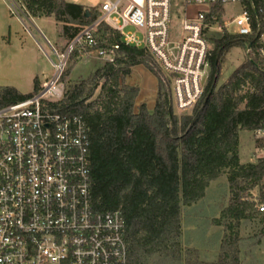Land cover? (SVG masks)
<instances>
[{
  "label": "trees",
  "instance_id": "obj_1",
  "mask_svg": "<svg viewBox=\"0 0 264 264\" xmlns=\"http://www.w3.org/2000/svg\"><path fill=\"white\" fill-rule=\"evenodd\" d=\"M260 2L252 1L253 5ZM22 3L30 16H52L61 23V33L68 39L95 17L92 12L85 17L82 5L66 0ZM251 26L252 33L246 36L227 31L212 34L208 78L189 113H174L163 75L151 55L121 42L105 24L98 27L96 38L108 44L119 42L114 61L98 67L92 81L82 80L65 89L57 110L80 114L87 124L91 203L99 210L121 211L127 264H146L157 253L171 255L178 264H240L241 222L259 217L264 233V213L249 199V192L256 188L257 203L264 202V157L255 163L239 161V131L264 132V62L258 52L254 16ZM233 47L243 48L246 59L219 84L223 57ZM135 65H143L157 78L152 111L144 104L135 109L138 88L122 85ZM100 78L104 79L101 92L87 101ZM30 95L0 87V107ZM257 147H264V140ZM221 174L227 176L230 197L213 220L225 230L219 254L215 261H202L196 249L188 247L182 258L181 206L202 199L210 181Z\"/></svg>",
  "mask_w": 264,
  "mask_h": 264
},
{
  "label": "built area",
  "instance_id": "obj_2",
  "mask_svg": "<svg viewBox=\"0 0 264 264\" xmlns=\"http://www.w3.org/2000/svg\"><path fill=\"white\" fill-rule=\"evenodd\" d=\"M9 1L10 12L26 28L22 1ZM252 1L97 0L96 7L82 5L93 8L95 17L64 46L52 45L38 31L47 44L50 74L29 97L0 107V264L128 262L121 211L91 203L87 124L80 114L57 110L75 52L114 61L119 42L99 41L98 27L105 24L121 42L145 49L163 80L171 82L170 106L183 112L203 94L211 34L250 35L254 16L264 62V0ZM233 4L239 12L224 19L225 7ZM255 209L264 213V202Z\"/></svg>",
  "mask_w": 264,
  "mask_h": 264
},
{
  "label": "rangeland",
  "instance_id": "obj_3",
  "mask_svg": "<svg viewBox=\"0 0 264 264\" xmlns=\"http://www.w3.org/2000/svg\"><path fill=\"white\" fill-rule=\"evenodd\" d=\"M22 1V0H21ZM87 6H97V0H83ZM10 7V4H9ZM195 9H191L193 11ZM94 14V9L91 8ZM239 12V6L236 4L227 5L225 7L224 19L229 20L233 15ZM16 17L14 14H12ZM30 15L27 14L29 19ZM22 23V22H20ZM37 27L43 31V34L48 38L49 42L56 46L62 47L66 44L68 38L61 33V23L54 20L52 16L37 20ZM21 24L22 32L18 39L19 45H0V87H13L18 92H30L33 94L36 74L40 75L42 69H49V62L47 58V44L29 21L25 22V27ZM27 29V31H26ZM230 29H234L230 26ZM36 36L34 38L28 36L27 32H31ZM212 37V34H211ZM213 48V43L210 38L209 50ZM7 57L2 60V54ZM246 59V52L241 47H233L223 57L221 74L218 83L221 84L227 79L234 68L239 65V60ZM104 60L96 56L94 53H87L84 51H77L68 61V68L65 73L66 90L73 84L85 80L92 81L95 70L104 64ZM139 73L134 75L140 80L146 89L153 87L155 83L154 75L149 70L142 68ZM161 72V71H160ZM161 74L165 76L161 72ZM151 80V81H150ZM157 80V78H156ZM93 96L87 100L95 99L101 92V86L104 81L103 78L98 80ZM152 83V84H151ZM158 83V81H157ZM171 83V82H170ZM170 83L164 81V88L167 91ZM123 86H133L127 83L126 78L122 81ZM153 85V86H152ZM149 98L146 97L145 100ZM141 104H144L142 102ZM193 107L186 111L179 112L173 108L174 113L183 114L189 113ZM136 109V108H135ZM250 131H242L240 136V151L244 160L252 157V155H260L264 157V147H257L258 142L264 140V134L261 131L253 132L250 136ZM249 135V136H248ZM255 143L256 150L253 145ZM252 191V190H251ZM254 191V190H253ZM251 198L256 203L257 192L252 194L249 192ZM245 195V193L243 194ZM229 189L226 174H221L209 185L206 189L205 196L199 201L189 206H181V236L179 243L181 246L182 258L186 256L185 250L189 246H194L197 251V257L202 261H215L219 254V244L225 232L223 226L213 223L215 218H218L221 210L229 202ZM259 219V217H257ZM239 236V258L240 264H264V233L262 228L257 225H251L248 221H242L238 230ZM191 248V247H190ZM196 254V253H195ZM146 264H178L171 255L166 256L162 253H157L150 256Z\"/></svg>",
  "mask_w": 264,
  "mask_h": 264
},
{
  "label": "crops",
  "instance_id": "obj_4",
  "mask_svg": "<svg viewBox=\"0 0 264 264\" xmlns=\"http://www.w3.org/2000/svg\"><path fill=\"white\" fill-rule=\"evenodd\" d=\"M66 1L77 3V4H80V5H84L85 4L83 0H66ZM9 4H10L9 0H0V45H19L18 44V39L21 36V32L23 30L22 27H21L22 23H20L21 21L17 17H14L12 15V13L10 12ZM48 17H50V16H48ZM48 17H46V16H42V17L30 16L28 20L33 26H35L37 28L36 29L37 31H41L43 33V31L40 30L37 27L36 21L37 20H41L43 18H48ZM27 33H28L27 34L28 36H30V37L34 38V40H36V36L32 33V31L31 32H27ZM6 57H7L6 53L2 54V60L3 61H4V59ZM243 61H244V59L239 60V65ZM139 68H142V69H144L146 71L148 70L143 65H135V66L132 67L131 73L128 76H126L125 78H126V81H127L128 84L136 86L138 88V94H137V96L135 98V104H134L135 108L138 107L142 102H144L147 110L148 111H152V109L154 107V104H155V100H156L157 80H156V77L154 76V78H155L154 86L152 85L153 87H151V88L149 87L148 89H146L145 86H143V84L140 82V80L134 75V73H139L141 75L143 74L140 71L141 69H139ZM49 74H50V66H49L48 70L42 69L40 71V75L36 74L35 79H36L38 87L49 76ZM19 93L27 94L28 92L19 91ZM146 97H148L149 99L145 100ZM242 131H246V130H240L239 131V161H240V163H248V162L255 163L257 158L262 157V156H260V155H256V156L254 155L253 156L252 155V157L247 159V160H244V158L242 156V152L240 151V143H241L240 136H241ZM248 131H250V133H249L250 136H252L253 132H255V131H252V130H248ZM253 143H254V141H253ZM253 148H254V150H256L255 143L253 145ZM214 180L210 181L209 185ZM209 185H208V187H209ZM208 187L206 189H208ZM253 190L254 191L256 190V192H257V189L254 188V189H252V191H250V192H252V194L255 195L256 193H254ZM246 221L250 222L251 225L253 224L254 226L258 224L260 226V228H262V223H261L260 219H257V217L252 218V219H248ZM239 236H240V234H239ZM189 247L196 248L193 245L189 246Z\"/></svg>",
  "mask_w": 264,
  "mask_h": 264
},
{
  "label": "water",
  "instance_id": "obj_5",
  "mask_svg": "<svg viewBox=\"0 0 264 264\" xmlns=\"http://www.w3.org/2000/svg\"><path fill=\"white\" fill-rule=\"evenodd\" d=\"M85 17H89L90 13L88 10H85V13H84Z\"/></svg>",
  "mask_w": 264,
  "mask_h": 264
}]
</instances>
